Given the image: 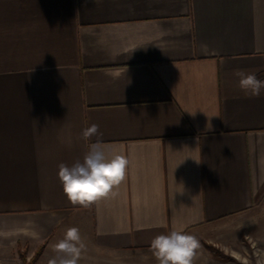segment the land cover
<instances>
[{"label":"crops","instance_id":"1","mask_svg":"<svg viewBox=\"0 0 264 264\" xmlns=\"http://www.w3.org/2000/svg\"><path fill=\"white\" fill-rule=\"evenodd\" d=\"M237 72L264 80V0H0V264H48L71 227L79 264L172 230L264 243V89ZM97 140L125 179L72 205L58 166Z\"/></svg>","mask_w":264,"mask_h":264},{"label":"clouds","instance_id":"2","mask_svg":"<svg viewBox=\"0 0 264 264\" xmlns=\"http://www.w3.org/2000/svg\"><path fill=\"white\" fill-rule=\"evenodd\" d=\"M236 75L242 90L254 97L261 95L264 80L251 73L237 72ZM98 135L102 134L97 124L82 131L85 141ZM128 164L129 161L123 154L109 155L104 145L97 140L89 144L83 162L77 161L71 167L61 163L58 166V179L72 205L88 207L100 198L107 197L125 179ZM50 247L55 255L49 259L48 264H79L82 253L86 250L84 239L76 227L68 228L64 237ZM150 247L158 264H193L200 242L194 235L172 230L153 238Z\"/></svg>","mask_w":264,"mask_h":264},{"label":"rangeland","instance_id":"3","mask_svg":"<svg viewBox=\"0 0 264 264\" xmlns=\"http://www.w3.org/2000/svg\"><path fill=\"white\" fill-rule=\"evenodd\" d=\"M259 201L264 203V196ZM137 258L133 264H158L152 250L141 251ZM193 264H264V243L245 237L239 247L231 249L201 241Z\"/></svg>","mask_w":264,"mask_h":264}]
</instances>
